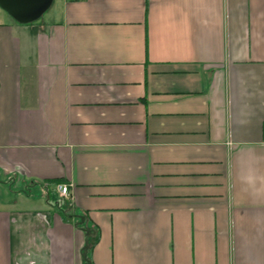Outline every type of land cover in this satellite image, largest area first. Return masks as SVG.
<instances>
[{"label": "crops", "instance_id": "1", "mask_svg": "<svg viewBox=\"0 0 264 264\" xmlns=\"http://www.w3.org/2000/svg\"><path fill=\"white\" fill-rule=\"evenodd\" d=\"M42 15L0 7V264H264V0Z\"/></svg>", "mask_w": 264, "mask_h": 264}, {"label": "water", "instance_id": "2", "mask_svg": "<svg viewBox=\"0 0 264 264\" xmlns=\"http://www.w3.org/2000/svg\"><path fill=\"white\" fill-rule=\"evenodd\" d=\"M52 0H0V7L19 23L38 19L51 5Z\"/></svg>", "mask_w": 264, "mask_h": 264}, {"label": "built area", "instance_id": "3", "mask_svg": "<svg viewBox=\"0 0 264 264\" xmlns=\"http://www.w3.org/2000/svg\"><path fill=\"white\" fill-rule=\"evenodd\" d=\"M55 190L61 198H68L70 196V186L67 183H56Z\"/></svg>", "mask_w": 264, "mask_h": 264}, {"label": "rangeland", "instance_id": "4", "mask_svg": "<svg viewBox=\"0 0 264 264\" xmlns=\"http://www.w3.org/2000/svg\"><path fill=\"white\" fill-rule=\"evenodd\" d=\"M44 14V13H43ZM46 15H41L38 19H36L35 21L33 22H30V24H36V23H39L41 22V20H43L45 18ZM54 197H55V194H54ZM61 198V197H59Z\"/></svg>", "mask_w": 264, "mask_h": 264}]
</instances>
